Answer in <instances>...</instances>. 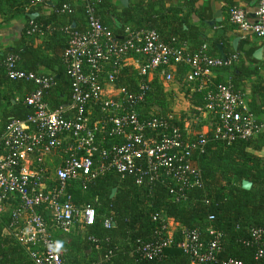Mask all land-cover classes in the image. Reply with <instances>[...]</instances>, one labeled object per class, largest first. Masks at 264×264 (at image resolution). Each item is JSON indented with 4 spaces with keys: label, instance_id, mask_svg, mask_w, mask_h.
I'll return each instance as SVG.
<instances>
[{
    "label": "built area",
    "instance_id": "2783aa9c",
    "mask_svg": "<svg viewBox=\"0 0 264 264\" xmlns=\"http://www.w3.org/2000/svg\"><path fill=\"white\" fill-rule=\"evenodd\" d=\"M47 1L30 0L29 6ZM99 2L85 0L84 31L65 29L69 39L62 58L71 83L68 105L53 109L45 100L58 85L56 77L21 69L16 54L1 63L8 80L35 87L24 100L31 115L11 121L0 135V214L11 205L9 230L33 264H66L53 229L69 233L76 223L86 227L96 223L93 207L73 204L69 189L74 181H82L85 190L87 184L114 172L121 181L132 180L137 186H161L173 203L180 204L189 199L190 190L204 191L195 160L210 143L229 147L264 131L244 95L212 79L215 70L233 67L237 54L213 57L207 46L190 52L186 46L164 43L150 29L125 27L118 37L101 23ZM60 12L74 10L64 5ZM255 17L252 22L242 8L229 9L232 25L264 40V0H258ZM41 32V26L31 21L28 34ZM177 66L188 68L184 82L197 84L196 92L202 95L198 113L215 117L211 130L193 138L173 113L139 117V108L153 89L152 79L159 78L165 88L175 79ZM128 67L137 72L133 86H117L120 73ZM55 154L56 163L47 164ZM42 209L50 213L51 224ZM208 220L214 221V216ZM152 221L158 223L153 238L136 241L137 262L159 260L174 246L189 257L190 264H244L219 261L225 235L212 226L205 240L198 229L181 227L163 214L152 215ZM111 225L112 219L104 220L106 229ZM87 240L99 249L97 238ZM250 240L245 244L256 247L253 264H262L264 227L253 228Z\"/></svg>",
    "mask_w": 264,
    "mask_h": 264
},
{
    "label": "trees",
    "instance_id": "16d2710c",
    "mask_svg": "<svg viewBox=\"0 0 264 264\" xmlns=\"http://www.w3.org/2000/svg\"><path fill=\"white\" fill-rule=\"evenodd\" d=\"M27 3L30 4V0ZM64 5L70 6L74 13H61L60 10ZM141 7L142 4H137L133 7L122 8L123 12L116 13L118 8L113 0H100L97 14L101 23L116 35L121 36L125 27H130V25H125L126 22H131L137 16L140 19L144 17L149 19L146 21L151 24L144 29L156 30L160 33L152 21L154 15L152 5L145 10ZM33 8L35 7H31L29 12ZM75 9L67 0H59L52 16L46 19H33L30 22L33 21L41 26L43 32L48 31L51 26L55 34L64 36L65 50L69 39L65 29L79 31L86 29L85 9L78 8L76 10L79 12L78 16H76ZM109 14L117 17L122 25L111 28L108 24ZM131 28L143 29L142 27ZM10 54L19 55L20 53L18 50H11L0 59V77H2L0 80L7 79L1 63ZM58 65L61 67L57 72V89L64 99L51 101L53 109L67 105L71 98V83L66 75L65 66L61 61H58ZM218 70L220 69L215 71ZM187 71V67L177 66L175 78L182 82ZM136 76V70L128 67L120 73L116 85L133 86ZM24 85L27 87L26 92L33 90L30 84L24 83ZM151 85L153 89L146 104L139 108L140 118L150 116L148 110L153 103L166 102L165 88L158 82L157 77ZM232 88L234 90V85ZM24 99L13 106L11 117L0 135L11 121L25 120L31 115L32 111L24 104ZM171 112L166 106V109L158 115L165 116ZM179 126L183 128L184 123L180 122ZM263 148L264 132L253 139L238 141L229 147L220 143H210L206 148V153L195 160V165L201 169L203 174L204 191L190 190L189 199L180 204L173 203L161 186H137L132 180L121 181L114 172H109L87 184L85 190L82 181H74L69 189L73 204L93 207L97 213V220L93 226H84L83 232L76 227L79 232L77 235L79 241H71L64 245L67 249L66 254H63L66 264H190L189 257L174 246L167 249L159 260L136 261V241L138 239L151 240L158 227V223L152 221L154 214H163L172 218L181 227L189 230L198 229L205 240L208 239L206 230L210 226L222 231L225 237L223 251L218 257L219 261L226 262L233 259L242 261L244 264H253L256 247L252 244L248 246L245 242H251L250 231L253 228L264 227V157L258 154ZM245 180L252 183L249 191L242 188V182ZM41 214L50 224L49 212L42 209ZM210 216H214V221L208 220ZM107 218L112 219L110 229L104 227V220ZM10 222L9 214H0V264H33L26 250L14 240L9 230ZM61 234L63 233L59 231L53 234L59 242H61ZM89 236H94L99 240V249L87 240ZM75 250L84 255L82 260L73 254ZM109 252H112V255L109 260H105ZM261 263L264 264V254Z\"/></svg>",
    "mask_w": 264,
    "mask_h": 264
},
{
    "label": "crops",
    "instance_id": "0c3cea01",
    "mask_svg": "<svg viewBox=\"0 0 264 264\" xmlns=\"http://www.w3.org/2000/svg\"><path fill=\"white\" fill-rule=\"evenodd\" d=\"M58 1L48 0L45 5L37 6L29 12L31 7L27 3L28 0H0V59L11 50H18L22 69L57 78V72L61 67L58 65V61L63 62V39L65 37L58 33L55 34L51 26L46 32L42 31L32 35L28 34V29L30 20L46 19L52 16ZM67 1L74 9L76 8V16L79 14L76 11L78 8L85 9V0ZM113 1L118 8L116 13L123 12L122 8L133 7L137 4H142V10L148 9L152 5L154 27L160 32L163 42L168 45L186 46L190 52L207 46L208 53L219 58L237 54L238 61L233 67L214 71L212 79L216 83L229 84L231 87L234 85L235 92L244 95L249 109L264 126V40L250 33L241 32L229 21V9L233 6L245 10L250 21H255L258 0H127V4H122L121 0ZM126 15L129 14L126 13ZM108 16V24L111 28L122 25L117 17L111 14ZM146 20L149 19L145 17L140 19L137 16L136 19L126 22L125 25L144 29L151 24ZM123 34L121 33V35ZM117 36L120 37V35ZM235 39H238V42L234 47ZM257 52L258 54H256ZM7 79L0 80V132L3 131L11 117L13 106L23 101L35 88L32 83ZM157 79L160 83L159 78ZM20 83L30 84L33 90L29 93L26 92L27 87ZM57 87L45 98L50 107L51 101L64 99ZM196 89L197 84L187 83V113L190 111L194 115V120L191 121H195L197 124V129H195L196 126L190 127L188 122L190 120H187V133L190 138L211 130L215 125L214 116L198 113L196 110L201 106L200 97L202 98ZM192 114L189 113L188 116L190 117ZM258 154L264 157V148ZM57 157L55 154L50 160H47V164L56 163ZM3 210V213L10 215L12 207L5 205ZM76 227H79L82 232L84 231V225L80 223H76L72 231ZM57 232L58 230H52L53 234Z\"/></svg>",
    "mask_w": 264,
    "mask_h": 264
},
{
    "label": "rangeland",
    "instance_id": "374dc122",
    "mask_svg": "<svg viewBox=\"0 0 264 264\" xmlns=\"http://www.w3.org/2000/svg\"><path fill=\"white\" fill-rule=\"evenodd\" d=\"M164 92L167 95V99L165 103L161 104L159 102H155L152 105H150L149 108V113L150 116L152 115H158L159 113L162 112V110L169 108L172 113L175 114V116L178 118V120H180L182 123H184V125H187V120L190 127L196 126L195 129H197V124H195V121H191L194 120V115L189 111L190 114H192L190 117L188 116L189 113H187V84L184 82V80L182 82H179L176 78L169 84H166ZM116 192V191H115ZM9 214V213H7ZM80 231V229H79ZM78 230L77 229H73V231L71 230V232L69 233H63L60 235L61 238V242L60 245L62 247V253L65 255L67 252V249L64 245H66L67 243H70L71 241H75L78 242ZM73 254L75 256H77L80 260H82L83 258V254L77 252L76 250L73 251Z\"/></svg>",
    "mask_w": 264,
    "mask_h": 264
},
{
    "label": "water",
    "instance_id": "95a60500",
    "mask_svg": "<svg viewBox=\"0 0 264 264\" xmlns=\"http://www.w3.org/2000/svg\"><path fill=\"white\" fill-rule=\"evenodd\" d=\"M121 2H122V4H127V0H121ZM31 18H33V16H31ZM237 42H238V39H235V40L233 41V45H234V47L236 46ZM256 54H258V52H257ZM222 58H223V59H226L225 56H223ZM242 188H243L244 190H246V191H249V190H251V188H252V183L249 182V181H246V180H245V181L242 182Z\"/></svg>",
    "mask_w": 264,
    "mask_h": 264
}]
</instances>
